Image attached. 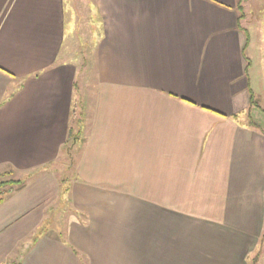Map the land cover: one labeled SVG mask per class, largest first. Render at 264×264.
<instances>
[{
	"label": "crops",
	"instance_id": "crops-1",
	"mask_svg": "<svg viewBox=\"0 0 264 264\" xmlns=\"http://www.w3.org/2000/svg\"><path fill=\"white\" fill-rule=\"evenodd\" d=\"M74 1L0 0V173L23 182L0 264H246L264 231L249 0H81V57Z\"/></svg>",
	"mask_w": 264,
	"mask_h": 264
},
{
	"label": "rangeland",
	"instance_id": "rangeland-1",
	"mask_svg": "<svg viewBox=\"0 0 264 264\" xmlns=\"http://www.w3.org/2000/svg\"><path fill=\"white\" fill-rule=\"evenodd\" d=\"M75 2V9L77 11L78 8V15L79 18L77 19V21H79L78 27H77V31L76 34L74 33V37H73V42L76 43L78 45V51H79V55L81 57V55H84L85 52L90 51V46H93V39H94V34L92 32V24L91 22H88V14H87V9L85 6V3H83L81 0L74 1ZM78 4V6H77ZM77 7V8H76ZM248 8L250 13V17L252 19H248V20H243L242 24L244 27H248L250 25L249 22L250 20L252 21L253 25L251 28H249V30L253 33L254 35V40L252 43H258L259 46L257 48H253V46L248 50V54L251 55L253 52H256V59H254V61L256 62L255 64V70H254V79H259L258 81L261 82L262 86V90L261 92H259L260 96V106H261V110L258 109V111L256 110L255 112L252 113L253 117V122L255 124H257L261 130L264 132V76L262 71H264V43L262 41V36L264 34V0H249L248 1ZM253 15V16H252ZM71 23V22H70ZM70 23H68V26L70 25ZM96 24V23H95ZM97 26V25H95ZM94 27V25H93ZM258 35V36H257ZM92 52V51H91ZM83 66H85V64H82ZM80 65V67L82 66ZM93 67L95 68V65H93ZM257 75V76H256ZM81 78L79 77V80ZM262 79V80H261ZM256 81V80H255ZM96 82V81H95ZM257 83V81H256ZM95 85V84H94ZM80 89L82 90H86V86H79ZM95 87V86H93ZM90 91V89H89ZM90 93H94V91ZM91 97V96H90ZM79 99L83 100L82 102L79 101V110L77 112V115L79 118H81L84 113H82V109L84 107V105L82 104H87V101H85V97L84 96H79ZM92 99V97H91ZM90 99V100H91ZM92 102V101H91ZM83 114V115H82ZM83 118V117H82ZM82 121H80V123L83 122L84 124V119H82ZM85 118V116H84ZM74 155L77 153V150L72 152ZM65 161V160H64ZM57 164H53V168L56 167ZM5 179H7L6 177H3ZM8 178H11L10 176H8ZM62 179L64 180V183L67 182V180L69 179V171H67L66 173L63 172L62 173ZM63 216L61 215L60 218H62ZM60 218H55L51 221L53 222L52 224V228L54 227H59L61 226V230L64 229V224L63 221L60 220ZM65 220V219H64ZM49 223V222H48ZM50 224H48L49 227ZM246 264H264V231L263 233L260 235V238L255 240V244L253 249L251 250V252L249 253L248 259L246 260Z\"/></svg>",
	"mask_w": 264,
	"mask_h": 264
},
{
	"label": "trees",
	"instance_id": "trees-1",
	"mask_svg": "<svg viewBox=\"0 0 264 264\" xmlns=\"http://www.w3.org/2000/svg\"><path fill=\"white\" fill-rule=\"evenodd\" d=\"M246 2V0H238V10L243 13V4ZM253 106V103H252ZM250 114V112H248V115ZM249 118L250 115H249ZM8 176H10L9 172L6 173H0V202H2L5 198V196L7 195V193L13 188V187H21L23 182L21 180H15L12 178H8ZM6 177L7 179L3 178ZM12 264H19L16 262H12Z\"/></svg>",
	"mask_w": 264,
	"mask_h": 264
}]
</instances>
